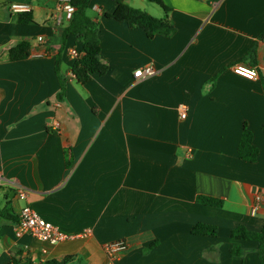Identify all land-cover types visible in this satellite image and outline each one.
Listing matches in <instances>:
<instances>
[{
	"label": "crops",
	"instance_id": "obj_1",
	"mask_svg": "<svg viewBox=\"0 0 264 264\" xmlns=\"http://www.w3.org/2000/svg\"><path fill=\"white\" fill-rule=\"evenodd\" d=\"M161 1L174 32L148 38L105 15L120 3L160 19L159 6L91 0L108 70L80 84L70 51L81 43L63 41L59 0H0V264H105L115 242L127 250L114 264H260L257 243L231 232L264 226V0ZM12 3L28 4L32 22L20 24ZM22 42L29 56L11 61ZM252 60L258 79L232 72ZM146 67L155 74L135 79ZM244 126L252 163L237 153ZM26 205L69 238L50 246L18 234ZM196 225L215 236L193 234Z\"/></svg>",
	"mask_w": 264,
	"mask_h": 264
},
{
	"label": "trees",
	"instance_id": "obj_2",
	"mask_svg": "<svg viewBox=\"0 0 264 264\" xmlns=\"http://www.w3.org/2000/svg\"><path fill=\"white\" fill-rule=\"evenodd\" d=\"M160 7L163 12V18L157 19L149 16L148 14L130 8L124 4H118L116 9L111 14H106L105 17L113 19L117 22L125 23L129 28L142 29L148 38H152L155 35H161L164 37L170 36L174 29L169 23L168 13L169 8L166 7L161 0H146ZM91 0H70V4L73 8L71 18L68 25L63 31V41L67 37H74L81 43V52L79 57L74 61L71 68V73L75 80L80 83H86L94 74L104 75L108 68L102 64L100 59V45L97 36V23L93 21L88 15L87 10L89 8ZM32 22L30 13L22 14L19 17L20 24H29ZM259 40H264V33H262ZM251 46V50L253 49ZM29 56V44L22 42L17 46L9 50V59L11 61H19L26 59ZM247 65H252L253 60L250 62H244ZM60 66V54L57 55L55 60V71L58 74ZM63 84L58 93V98H61L63 93ZM264 129V128H262ZM237 153L239 159L245 162H254L257 158V149L252 144V134L244 126L241 138L237 147ZM197 201L201 204L213 207L221 206V202L206 197H198ZM4 214V212H1ZM9 217V216H7ZM193 234L215 236L216 229L214 227L206 225H196L192 229ZM231 237L236 240L254 241L258 246V256L260 264H264V226L258 232H251L245 229L244 226H237L231 232ZM238 248L233 250L234 254H237ZM73 260L72 257H65L62 261L50 260L40 264H70ZM13 264H32V262L25 258H13ZM81 264V263H78Z\"/></svg>",
	"mask_w": 264,
	"mask_h": 264
},
{
	"label": "built area",
	"instance_id": "obj_3",
	"mask_svg": "<svg viewBox=\"0 0 264 264\" xmlns=\"http://www.w3.org/2000/svg\"><path fill=\"white\" fill-rule=\"evenodd\" d=\"M221 0H213L212 4L216 5L217 2ZM58 10H63L66 12L67 19L71 18L73 8L70 4V0H59ZM9 11L12 14H27L31 12V7L28 4L24 3H12L9 5ZM39 44L43 43L42 38H37ZM44 51L38 49L32 52L33 57L44 56ZM70 55L73 58H78L79 53L76 50H71ZM232 72L245 80L254 81L258 79L259 73L254 68L245 63H238L232 66ZM155 74V71L146 67L141 70L134 72L133 76L135 79L141 80L150 78ZM181 114L180 118H185L184 108H180ZM17 197L21 200L24 199V194L22 191L17 193ZM256 200L259 201L260 198L256 197ZM18 234H27L32 239L44 243L50 246L57 245L58 243L68 239L69 237L61 232L59 229L54 227L51 223L42 219L34 210H32L28 205L23 206L18 213V223H17ZM127 250V246L123 242L110 243L104 246V251L108 257V261L105 264H114L117 257L124 253Z\"/></svg>",
	"mask_w": 264,
	"mask_h": 264
}]
</instances>
